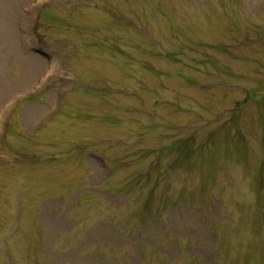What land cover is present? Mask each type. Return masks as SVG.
<instances>
[{"label":"rangeland","instance_id":"rangeland-1","mask_svg":"<svg viewBox=\"0 0 264 264\" xmlns=\"http://www.w3.org/2000/svg\"><path fill=\"white\" fill-rule=\"evenodd\" d=\"M0 264H264V0H0Z\"/></svg>","mask_w":264,"mask_h":264}]
</instances>
